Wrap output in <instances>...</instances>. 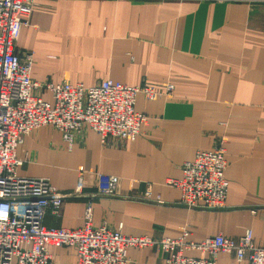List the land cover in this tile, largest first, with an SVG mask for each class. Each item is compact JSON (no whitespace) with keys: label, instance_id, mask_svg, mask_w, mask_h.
<instances>
[{"label":"crops","instance_id":"0c3cea01","mask_svg":"<svg viewBox=\"0 0 264 264\" xmlns=\"http://www.w3.org/2000/svg\"><path fill=\"white\" fill-rule=\"evenodd\" d=\"M15 51L32 54L30 74L41 83L173 85L155 100L137 94L135 110L147 122L132 141L101 143L84 127L68 142L50 125L24 137L16 172L46 178L66 195L45 225L83 226L91 201L92 227L122 223L124 234L155 240L186 229L194 241L214 234L237 241L251 230L252 243L264 246V0H32ZM37 94L51 102L48 91ZM219 136L226 140V206L179 204L165 179L179 178L182 164ZM80 168L87 185L68 196ZM99 176L118 177L116 196L92 193ZM48 250L51 264H76L73 247ZM127 255V264H165L157 246L130 247ZM216 264L245 261L220 251Z\"/></svg>","mask_w":264,"mask_h":264},{"label":"built area","instance_id":"2783aa9c","mask_svg":"<svg viewBox=\"0 0 264 264\" xmlns=\"http://www.w3.org/2000/svg\"><path fill=\"white\" fill-rule=\"evenodd\" d=\"M222 1V0H218ZM32 0H0V264H51L49 246L73 247L76 264H127L130 247L157 246L165 252V264H216L220 251L234 252L245 264H264V246L252 243L251 230L237 241L222 234L190 240L183 229L176 238L159 240L123 233V224L92 227V202L84 207L83 226L49 227L48 211L59 215L66 197L46 178L19 175L24 162L16 148L24 137L50 125L68 142L84 127L95 131L101 143L134 140L147 116L135 110L138 93L155 100L171 94L173 85L155 88L149 84L128 85L110 79L95 86L82 83L38 82L31 77L32 54L15 51L21 28L28 24ZM44 89L51 102L37 94ZM226 140L219 136L209 150H199L181 166L179 178H166V186L178 190V203L187 208L221 209L226 206L228 180L225 177ZM86 173L79 169L76 186L68 196H79L87 185ZM92 192L116 196L117 176H99ZM146 199L161 202L159 198ZM199 252L194 256L193 252ZM185 252H190L189 255Z\"/></svg>","mask_w":264,"mask_h":264},{"label":"rangeland","instance_id":"374dc122","mask_svg":"<svg viewBox=\"0 0 264 264\" xmlns=\"http://www.w3.org/2000/svg\"><path fill=\"white\" fill-rule=\"evenodd\" d=\"M246 263V262H245Z\"/></svg>","mask_w":264,"mask_h":264}]
</instances>
